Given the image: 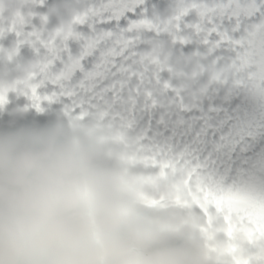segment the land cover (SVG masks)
Returning a JSON list of instances; mask_svg holds the SVG:
<instances>
[{"label":"snow or ice","instance_id":"1","mask_svg":"<svg viewBox=\"0 0 264 264\" xmlns=\"http://www.w3.org/2000/svg\"><path fill=\"white\" fill-rule=\"evenodd\" d=\"M76 2L81 12L71 20V31L50 42L46 36L35 38L36 31L51 29L50 23H43L52 4L48 0H34L28 10L35 14L31 22L22 19L10 31L0 16V48L17 45L21 56L26 52L41 62L37 76L18 94L26 96L36 112L58 105L68 120L118 129L136 148L155 154L147 133L137 131V114L160 107L161 96L183 99L186 87L173 83L178 78L174 56L203 61L198 81L211 79L209 65L218 72L228 69L211 79L205 94L213 87H244L255 71L239 58L240 45H232L242 40L248 25L264 23V0L253 15H246L247 0ZM6 102L0 92V107ZM247 239L255 264H264V227Z\"/></svg>","mask_w":264,"mask_h":264},{"label":"clouds","instance_id":"2","mask_svg":"<svg viewBox=\"0 0 264 264\" xmlns=\"http://www.w3.org/2000/svg\"><path fill=\"white\" fill-rule=\"evenodd\" d=\"M28 115L0 126V264H196L142 214L93 126Z\"/></svg>","mask_w":264,"mask_h":264},{"label":"bare ground","instance_id":"3","mask_svg":"<svg viewBox=\"0 0 264 264\" xmlns=\"http://www.w3.org/2000/svg\"><path fill=\"white\" fill-rule=\"evenodd\" d=\"M2 114H6V112H2V113H0V115H2Z\"/></svg>","mask_w":264,"mask_h":264}]
</instances>
